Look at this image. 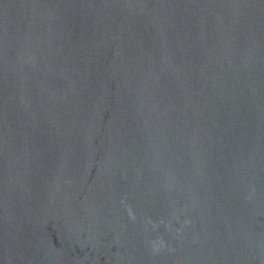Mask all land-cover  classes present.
Returning <instances> with one entry per match:
<instances>
[{
  "label": "water",
  "instance_id": "water-1",
  "mask_svg": "<svg viewBox=\"0 0 264 264\" xmlns=\"http://www.w3.org/2000/svg\"><path fill=\"white\" fill-rule=\"evenodd\" d=\"M0 264H264V0H0Z\"/></svg>",
  "mask_w": 264,
  "mask_h": 264
}]
</instances>
